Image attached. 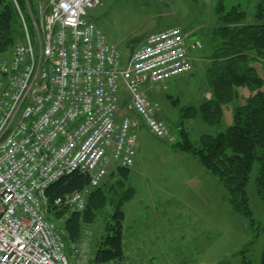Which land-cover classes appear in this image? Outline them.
Returning <instances> with one entry per match:
<instances>
[{"label":"built area","instance_id":"obj_1","mask_svg":"<svg viewBox=\"0 0 264 264\" xmlns=\"http://www.w3.org/2000/svg\"><path fill=\"white\" fill-rule=\"evenodd\" d=\"M99 4L40 0L29 23L20 13L23 38L10 59L0 60V264H71L61 232L47 218V186L73 171L97 186L111 162L133 166L139 120L154 136L173 140L142 87L192 70L185 34L179 27L152 33L123 64L86 18ZM123 89L137 117L117 118ZM87 192L55 203L81 211ZM70 247L82 255V241Z\"/></svg>","mask_w":264,"mask_h":264},{"label":"rangeland","instance_id":"obj_2","mask_svg":"<svg viewBox=\"0 0 264 264\" xmlns=\"http://www.w3.org/2000/svg\"><path fill=\"white\" fill-rule=\"evenodd\" d=\"M261 2L100 0L98 6L87 10L86 18L117 47L123 64L128 51L143 38L173 26L186 33L188 44L199 40L202 48L196 51L204 57L199 60L189 49L193 70L170 79L166 88L156 85L160 88L156 109L162 111V120L175 140H164L144 128L138 130L127 184L134 192L122 207L125 258L113 264H259L264 245V187L258 184V161L252 162L245 186L251 211L247 217L233 207L224 184L205 170L199 158L176 144L182 140L181 129L195 146L202 135L215 136L226 130L234 122V106L246 103L256 92L247 86L237 87L236 99L222 106L219 123L210 124L202 118L200 106L206 101L203 92L212 50L210 28L233 8L245 12L247 22H253ZM10 56V52L0 54V60ZM251 63L264 80V63ZM258 90L264 92V83ZM188 107L196 113L192 115ZM103 222L100 214L94 239L103 230ZM85 241L82 251H91V236Z\"/></svg>","mask_w":264,"mask_h":264},{"label":"trees","instance_id":"obj_3","mask_svg":"<svg viewBox=\"0 0 264 264\" xmlns=\"http://www.w3.org/2000/svg\"><path fill=\"white\" fill-rule=\"evenodd\" d=\"M40 0H0V54L12 51L23 38L20 13L29 23V10L37 14ZM264 0L258 5L256 20L247 22L246 13L233 8L222 15L220 22L210 28V63L206 82L211 91L209 99L200 106L202 118L210 123L220 122L222 106L236 99V88L257 89L246 103L234 106L233 124L217 135H202L195 146L181 129L182 140L176 146L192 151L205 170L215 175L226 187L233 207L251 217L245 186L254 159L260 164L258 184L264 187V92L258 90L264 80L257 74L254 61L264 63ZM133 49V48H132ZM192 109V110H191ZM191 114L196 110L188 107ZM193 155V156H194ZM130 168L114 162L97 186H90L88 175L73 171L50 183L46 190L47 218L62 234L66 248L80 241L86 227L97 225L100 214L104 224L93 247L96 263H119L125 258L123 244V204L134 188L128 184ZM87 187L85 207L71 211L56 205L76 190ZM259 264H264V245Z\"/></svg>","mask_w":264,"mask_h":264},{"label":"crops","instance_id":"obj_4","mask_svg":"<svg viewBox=\"0 0 264 264\" xmlns=\"http://www.w3.org/2000/svg\"><path fill=\"white\" fill-rule=\"evenodd\" d=\"M95 23V22H94ZM97 26V25H96ZM98 27V26H97ZM183 31V30H182ZM184 32V31H183ZM152 34V33H151ZM184 34H185V36H186V33L184 32ZM150 35V34H149ZM148 36V35H147ZM146 36V37H147ZM146 37L145 38H143L140 42H138L135 46H133L131 49H130V51H128V56H127V62H128V60H129V58H130V56H131V54H132V52H133V50H134V48L135 47H137L139 44H142L143 43V41L146 39ZM195 41V40H194ZM194 41H192L191 43H187L188 44V51H189V49H191L192 51H194V54H195V57L196 58H199V60H202V58H204L203 56H202V53H201V51H196L197 49H201L202 48V44H201V46L200 47H193L192 48V44H193V42ZM187 42V41H186ZM212 49V48H211ZM209 60V62H210V59H208ZM126 62V63H127ZM191 62H193V60L191 61ZM193 68H194V63H193ZM193 68H192V70H193ZM191 70V71H192ZM190 71V72H191ZM206 71H207V69H206ZM190 72H188V73H190ZM185 74H187V73H185ZM180 76H183V74L182 75H180ZM179 76V77H180ZM178 77V76H177ZM176 77V78H177ZM175 78V77H174ZM174 78H171V79H173L174 80ZM169 81H170V79H168V80H166L165 82H163V83H159V84H163L162 86H163V88H166L167 86H168V84H169ZM176 82V81H175ZM168 83V84H167ZM156 85L157 84H145L142 88H143V90H144V92H145V94H146V97H147V100L149 101V103L153 106V108H154V114H155V116L158 118V119H161L162 120V111L161 110H157L156 109V99L158 98V94H160V92H159V89H157V87H156ZM204 98L207 100V99H209L210 98V96H211V91H210V89H209V87H208V84H207V87H206V89L204 90ZM121 98H122V100H121V106H122V110L119 112V114H118V116H117V118H120L123 114H127V115H131V116H133V117H137V115L132 111V110H129L128 108H127V106H125V103H126V99H127V93H126V91L123 89L122 91H121ZM154 103V104H153ZM141 128H144L145 130H147V132H149L148 131V129L146 128V126L144 125V123L141 121V120H139V123H138V126L136 127V129L134 130V133H135V144H136V139H137V132H138V130H140ZM150 133V132H149ZM135 144H134V146H135ZM136 151V150H135ZM136 155V154H135ZM135 162V161H134ZM132 167V166H131ZM93 227H94V229H93ZM95 226H92V227H86L85 229H84V233H83V235H82V237L80 238V241H82L83 243H85L86 241H85V238H86V236H91V242H92V246L94 247L95 246V244L97 243V240L96 239H94V236L93 235H95ZM70 245H71V243H70ZM70 245H69V247L68 248H66V250H67V252L69 253V255L71 256V264H100V263H96L93 259V249H91V251H84L83 253H82V255H76V254H73V252H72V248L70 247ZM80 260H81V262H80ZM106 264H113V262H111V263H106Z\"/></svg>","mask_w":264,"mask_h":264}]
</instances>
